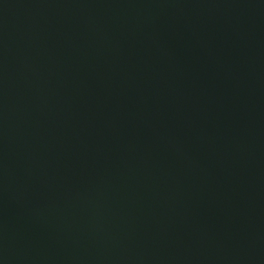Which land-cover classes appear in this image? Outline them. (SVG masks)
<instances>
[{
    "label": "water",
    "instance_id": "obj_1",
    "mask_svg": "<svg viewBox=\"0 0 264 264\" xmlns=\"http://www.w3.org/2000/svg\"><path fill=\"white\" fill-rule=\"evenodd\" d=\"M0 264H264V0H0Z\"/></svg>",
    "mask_w": 264,
    "mask_h": 264
}]
</instances>
